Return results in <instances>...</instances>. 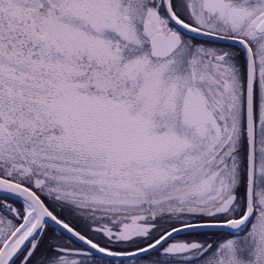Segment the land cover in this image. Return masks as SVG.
Segmentation results:
<instances>
[{"label":"snow or ice","instance_id":"6c2138e0","mask_svg":"<svg viewBox=\"0 0 264 264\" xmlns=\"http://www.w3.org/2000/svg\"><path fill=\"white\" fill-rule=\"evenodd\" d=\"M0 264H264V0H0Z\"/></svg>","mask_w":264,"mask_h":264}]
</instances>
